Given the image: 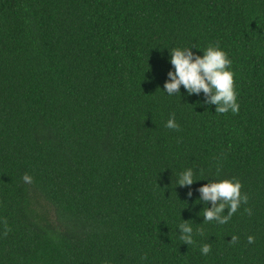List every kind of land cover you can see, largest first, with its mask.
Instances as JSON below:
<instances>
[{
    "label": "trees",
    "instance_id": "trees-1",
    "mask_svg": "<svg viewBox=\"0 0 264 264\" xmlns=\"http://www.w3.org/2000/svg\"><path fill=\"white\" fill-rule=\"evenodd\" d=\"M209 45L238 115L165 92L170 50ZM233 178L248 203L204 223L199 189ZM0 264H264V0H0Z\"/></svg>",
    "mask_w": 264,
    "mask_h": 264
},
{
    "label": "clouds",
    "instance_id": "clouds-1",
    "mask_svg": "<svg viewBox=\"0 0 264 264\" xmlns=\"http://www.w3.org/2000/svg\"><path fill=\"white\" fill-rule=\"evenodd\" d=\"M193 48H173L170 50L171 61L175 71L169 73L170 82L164 85L166 93L170 96L180 95V88L183 86L189 95L205 93L209 97L207 104L216 105V113L226 115L230 111L238 115L240 105L238 103V92L236 87V74L231 70L232 61L227 52L222 50L219 45H209L203 52V56L194 55ZM168 129L180 130V126L175 122V115L167 121L165 125ZM220 169H217L219 174ZM194 173L192 169H187L181 173L178 180L179 186H189L194 182ZM23 181L27 184L33 183V178L28 174L23 176ZM243 185L238 179H222L211 181L201 187L203 202L207 205L211 202V208L205 207L200 213L204 218V223L215 222L219 225L227 224L232 216L239 210L241 204H247L249 197L242 192ZM191 197L192 193L189 192ZM201 202L200 200H198ZM228 214L225 215V210ZM245 212L252 214L250 208H245ZM7 225V222H4ZM178 228L182 235L179 240L183 244L193 245L195 243L193 228L190 222L183 221ZM9 229L5 230V236ZM198 235H203V229H198ZM239 237L232 236L230 244H236ZM249 244L255 243L254 236H248ZM201 253L207 256L211 252V245L204 244L201 247Z\"/></svg>",
    "mask_w": 264,
    "mask_h": 264
},
{
    "label": "rangeland",
    "instance_id": "rangeland-1",
    "mask_svg": "<svg viewBox=\"0 0 264 264\" xmlns=\"http://www.w3.org/2000/svg\"><path fill=\"white\" fill-rule=\"evenodd\" d=\"M38 209L42 212L46 213L48 212V205H46L43 201H40V204L38 205Z\"/></svg>",
    "mask_w": 264,
    "mask_h": 264
}]
</instances>
